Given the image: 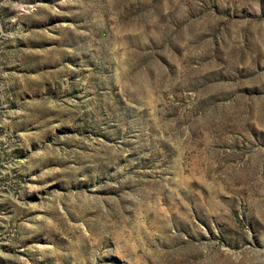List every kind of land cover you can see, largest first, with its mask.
I'll return each instance as SVG.
<instances>
[{
    "label": "rangeland",
    "instance_id": "1",
    "mask_svg": "<svg viewBox=\"0 0 264 264\" xmlns=\"http://www.w3.org/2000/svg\"><path fill=\"white\" fill-rule=\"evenodd\" d=\"M0 264H264V0H0Z\"/></svg>",
    "mask_w": 264,
    "mask_h": 264
}]
</instances>
